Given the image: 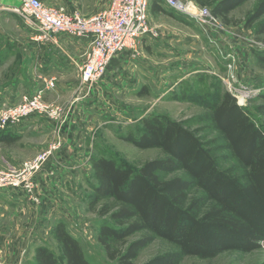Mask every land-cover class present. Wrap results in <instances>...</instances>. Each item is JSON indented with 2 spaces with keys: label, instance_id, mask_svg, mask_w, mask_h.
<instances>
[{
  "label": "trees",
  "instance_id": "16d2710c",
  "mask_svg": "<svg viewBox=\"0 0 264 264\" xmlns=\"http://www.w3.org/2000/svg\"><path fill=\"white\" fill-rule=\"evenodd\" d=\"M193 1L229 25V13L247 0ZM149 7L152 13L176 17L155 2ZM256 21V34H263L264 0L257 1L245 25ZM251 53L264 65V52ZM213 87L202 94L174 96L203 103L204 111L196 117L203 126L190 129L182 121L150 114L142 117L136 134L124 137L138 148H159L162 157L137 168L110 157L91 158L96 184L89 207L103 218L96 239L109 259L132 264L139 250L155 238L173 249L141 264H178L184 256L212 258L225 251L260 247L264 240V90L254 107L256 119L228 91ZM10 128L0 129V141L10 137ZM207 130L215 136L204 141L201 133ZM178 171L180 175L165 177ZM135 233L140 236L127 242ZM51 235L60 256L37 245L24 264H90L62 221L54 225Z\"/></svg>",
  "mask_w": 264,
  "mask_h": 264
},
{
  "label": "rangeland",
  "instance_id": "374dc122",
  "mask_svg": "<svg viewBox=\"0 0 264 264\" xmlns=\"http://www.w3.org/2000/svg\"><path fill=\"white\" fill-rule=\"evenodd\" d=\"M49 5H56L62 0H42ZM89 4L93 0H84ZM258 0H247L229 13L231 23L226 25L227 34L232 38L233 46L236 47L235 65L233 71L237 76L238 92H232L237 97L245 99L244 107L252 112L255 118L254 107L261 102L259 94L264 90V65L260 64L253 57L251 51L264 52V33L256 34L255 26L246 27V19ZM15 5L11 6L10 3ZM165 8L167 12L173 11L164 4L162 0H150ZM16 6L15 0H0V29L8 34L30 35L21 22L20 16L8 9ZM150 8V7H149ZM174 12V11H173ZM150 13V14H149ZM171 14L148 11V21L158 32L157 39L146 38L144 52L151 56V61L156 62L158 72H167L166 83L147 85V77H142L141 85L137 89L127 91L123 98L118 100L119 112L115 115L97 116L91 129V136L87 139V148H91V154L83 155V163L90 162L92 157L105 156L117 161H124L137 168L146 160L162 157L163 153L159 148H138L124 137L133 133L136 134L141 119L144 116L164 115L173 120L184 122L190 129L203 126L198 123L196 117L204 111L203 103L191 99H174L176 95L185 94L191 96L194 93L202 94L214 90V85L220 86L227 91L225 82L228 74L225 57L228 47L222 43L219 48L213 43H207V37L200 30L199 26L187 15L180 13ZM226 34V35H227ZM221 50V51H220ZM230 50V49H229ZM169 67H171L169 69ZM195 68L198 70H195ZM169 69V70H165ZM145 78V79H144ZM243 99L241 98V101ZM55 107V106H54ZM50 107L57 111L53 117L59 118L60 109ZM57 131V130H55ZM57 135V133H55ZM204 141L211 140L215 134L212 131L201 133ZM55 135V136H56ZM50 138H48V141ZM47 141V142H48ZM53 143L51 144V142ZM50 145L60 144V139L53 138ZM91 145V147H90ZM213 148V145L211 146ZM30 148L19 146L17 143H4L0 141V170L18 173L22 170L25 162L32 161L36 154L28 155L23 161L21 168L8 165L10 156L25 157ZM76 171L75 179L66 181L61 186V200L55 213L51 218L50 228L45 230L42 239L37 245L47 246L56 256H60L59 248L51 235V231L57 222L62 221L66 230L79 241L85 258L90 264H120L117 260L107 257L103 247L97 242V232L103 218L97 212L90 209L89 202L92 189L96 184L93 176V169L81 165ZM181 172L166 175L170 178L180 175ZM65 194L66 197L63 196ZM140 236V233L130 235L126 240L130 242ZM36 245V246H37ZM173 247L163 239L155 238L147 246L139 250L132 264H141L156 254L172 250ZM33 256V255H32ZM32 256L26 257L31 260ZM264 260V240L259 248L249 252L230 250L222 252L212 258H201L198 256H184L178 264H255Z\"/></svg>",
  "mask_w": 264,
  "mask_h": 264
},
{
  "label": "crops",
  "instance_id": "0c3cea01",
  "mask_svg": "<svg viewBox=\"0 0 264 264\" xmlns=\"http://www.w3.org/2000/svg\"><path fill=\"white\" fill-rule=\"evenodd\" d=\"M109 3L110 0H93L89 4L84 0H62L56 6L77 10L88 17L107 8ZM157 36L147 35L142 43L146 38L156 40ZM206 41L208 43V39ZM223 41L227 50H236L234 40L228 35H220V45H225ZM89 44V37L64 34L57 35L55 45L39 44L33 42L30 35H13L0 29V106L13 104L23 93L38 89L42 86V77H54L55 85L45 92L44 100L50 107L62 110L59 118L47 114L29 116L12 126L10 137L1 141L30 148L25 157L12 155L9 158L8 165L21 168L30 153L46 149L55 137L60 139L59 146L34 174L32 198L18 188H0V264H22L26 257L33 255L45 230L50 228L58 203L63 200L61 186L75 179L81 165L91 167L90 162L83 163V155L91 154L87 139L96 117L117 114L121 110L118 100L141 85V76L147 77L150 90L151 86L166 83L167 72H158L156 62L151 61L142 44L139 55L129 52L117 55L102 79L90 87L84 85L76 64L85 59ZM1 168L4 166L0 165Z\"/></svg>",
  "mask_w": 264,
  "mask_h": 264
},
{
  "label": "built area",
  "instance_id": "2783aa9c",
  "mask_svg": "<svg viewBox=\"0 0 264 264\" xmlns=\"http://www.w3.org/2000/svg\"><path fill=\"white\" fill-rule=\"evenodd\" d=\"M15 1L16 6L9 9L20 16L21 22L35 43L55 45L59 34L90 38L89 47L85 51V59L76 64L80 81L88 87L103 78L110 62L117 55L125 52L139 55L143 37L157 36V30L148 21L150 0H110L107 8L88 17L83 16L77 10L68 11L63 6L49 5L42 0ZM162 1L174 12L190 17L209 42L220 49L218 38L220 35H226L228 31L226 25L213 16L208 7L199 6L193 0ZM235 56L233 50H228L225 56L229 60L225 82L230 94L238 92L235 87L238 80L233 71ZM41 83L42 86L40 85L35 91L23 93L17 102L1 104L0 129L17 125L31 115L55 116L57 114V111L51 109L44 100L45 92L54 87L55 78L42 77ZM232 95L238 105H244L243 97ZM56 146L50 145L43 152L37 154L32 161L25 162L22 170L18 173L0 170V188H18L32 198L34 174L52 155Z\"/></svg>",
  "mask_w": 264,
  "mask_h": 264
}]
</instances>
